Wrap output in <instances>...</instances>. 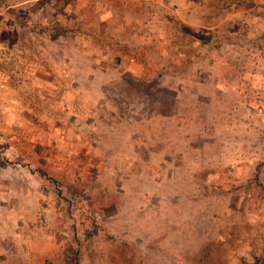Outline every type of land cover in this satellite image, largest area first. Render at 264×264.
<instances>
[{
	"label": "rangeland",
	"instance_id": "obj_1",
	"mask_svg": "<svg viewBox=\"0 0 264 264\" xmlns=\"http://www.w3.org/2000/svg\"><path fill=\"white\" fill-rule=\"evenodd\" d=\"M71 246L264 264V0H0V264Z\"/></svg>",
	"mask_w": 264,
	"mask_h": 264
},
{
	"label": "trees",
	"instance_id": "obj_2",
	"mask_svg": "<svg viewBox=\"0 0 264 264\" xmlns=\"http://www.w3.org/2000/svg\"><path fill=\"white\" fill-rule=\"evenodd\" d=\"M70 32H74V30ZM66 258L68 264H80V251L71 246L67 249Z\"/></svg>",
	"mask_w": 264,
	"mask_h": 264
}]
</instances>
